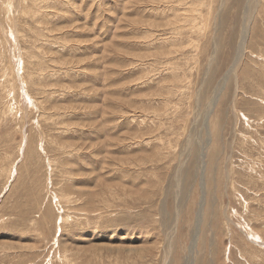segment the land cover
<instances>
[{
    "label": "rangeland",
    "instance_id": "374dc122",
    "mask_svg": "<svg viewBox=\"0 0 264 264\" xmlns=\"http://www.w3.org/2000/svg\"><path fill=\"white\" fill-rule=\"evenodd\" d=\"M13 1L0 264H264V0Z\"/></svg>",
    "mask_w": 264,
    "mask_h": 264
},
{
    "label": "bare ground",
    "instance_id": "6f19581e",
    "mask_svg": "<svg viewBox=\"0 0 264 264\" xmlns=\"http://www.w3.org/2000/svg\"><path fill=\"white\" fill-rule=\"evenodd\" d=\"M14 1H15V0H14ZM14 1H13V2H14ZM26 1H27V0H26ZM29 2H30V1H29ZM166 2H168V1H166ZM32 3H33V2H31V4H32ZM262 3H263V2H262ZM18 4H19V3H18ZM166 4H167V3H166ZM200 4H201V3H200ZM32 5H33V4H32ZM32 5H31V6H32ZM260 7H261V6H260ZM18 8H19V7H18ZM13 9H14V8H13ZM13 9H12V11H13ZM189 9H190V8H189ZM219 9H220V8H219ZM248 9H249V8H248ZM257 9H258V8H257ZM19 10H20V9H19ZM28 10H30V9H28ZM31 10H32V9H31ZM187 10H188V9H187ZM187 10H186V12H187ZM255 10H256V9H255ZM258 10H259V9H258ZM15 11H16V10H15ZM15 11H14V13H15ZM220 11H222V9H221ZM20 12H21V11H19V13H20ZM193 12H194V11H193ZM193 12H192V13H193ZM195 12H196V11H195ZM252 12H253V11H252ZM255 12H256V11H255ZM14 13H13V14H14ZM22 13H23V12H22ZM22 13H21V14H22ZM183 13H184V12H183ZM244 13H245V12H244ZM15 14H16V13H15ZM23 14H24V13H23ZM176 14H177V12L175 13V15H176ZM251 14H252V13H251ZM18 15H19V14H18ZM18 15H17V16H18ZM24 15H25V14H24ZM26 15H27V14H26ZM173 15H174V14H173ZM175 15H174V16H175ZM187 15H188V14H187ZM191 15H192V14H191ZM246 15H247V14H246ZM246 15H245V18H246ZM248 15H249V13H248ZM218 16H219V15H218ZM243 16H244V15H243ZM251 16H252V15H251ZM11 17H12V14H11ZM14 17H15V16H14ZM14 17H13L12 19L15 21ZM21 17H22V16H21ZM253 17H254V13H253ZM188 18H189V16H188ZM190 18H192V17H190ZM16 19H17V18H16ZM241 19H242V18H241ZM247 19H248V17H247ZM218 20H220V21H218V22H221V19H218ZM244 20H246V19H244ZM248 20H249V19H248ZM252 20H253V19H252ZM16 21H17V20H16ZM18 21H19V20H18ZM18 21H17V22H18ZM205 21H206V20H205ZM241 21H242V20H241ZM246 21H247V20H246ZM17 22H16V23H17ZM198 22H199V21H198ZM248 22H249V21H248ZM10 23H11V21H10ZM14 23H15V22H14ZM16 23H15V24H16ZM15 24H13V26H15ZM196 24H197V23H196ZM200 24H201V23H200ZM203 24H204V23H203ZM207 24H208V22H206L205 27H206ZM216 24H217V23H216ZM168 25H169V24H168ZM240 25H241V24H240ZM218 26H219V24H218ZM247 26H248V25H247ZM247 26H246V27H247ZM216 27H217V26H216ZM246 27H245V29H246ZM8 28H9V27H8ZM202 28H203V27H202ZM10 29H11V28H10ZM14 29H16V27H15ZM222 29H223V28H222ZM41 30H42V29H41ZM217 30H218V29H217ZM219 30H220V29H219ZM219 30H218V31H219ZM252 30H253V29H252ZM14 31H15V30H14ZM218 31H217V33H218ZM222 31H223V30H222ZM240 31H241V30H240ZM248 31H249V29H248ZM11 32H12V31H11ZM17 33H18V32H17ZM220 34L222 35V33H220ZM220 37H221V36H220ZM243 37H244V36H242V38H243ZM217 39H218V38H217ZM220 39H221V38H220ZM220 39H219V41L222 40V39H221V40H220ZM246 40H247V39H246ZM218 43H219V42H218ZM219 45H220V44H219ZM243 45H244V42H243ZM245 45H246V44H245ZM243 47H244V46H243ZM216 49H217V48H216ZM214 50H215V49H214ZM214 50H213V51H214ZM242 54H243V53H242ZM216 56H217V55H216ZM240 56H241V55H240ZM214 57H215V56H214ZM214 57H213V59H216V57H215V58H214ZM239 59H240V58H239ZM233 70H234V68H233ZM232 72H233V71H232ZM234 72H235V70H234ZM233 74H234V73H233ZM231 76H232V75H231ZM208 79H210V78L208 77ZM207 81H208V80H207ZM222 81H223V80H222ZM219 91H220V90H219ZM193 144H194V143H193ZM193 144H192V145H193ZM188 146H189V145H188ZM192 147H193V146H192ZM193 149H194V148H193ZM186 187H187V186H186ZM184 189H185V186H184ZM188 189H189V188H187L186 190H183V191H184V192H187ZM204 193H205V192L203 191V196H205ZM206 195H207V192H206ZM207 197H208V196H207ZM203 198H204V197H203ZM168 199H169V197L167 198V200H168ZM201 199H202V198H201ZM208 199H209V198H208ZM200 201H201V200H200ZM182 202H183V201H182ZM202 202H203V201H202ZM207 202H208V201H207ZM184 203H185V202H184ZM165 204H166V203H165ZM200 204H201V203H200ZM167 205H168V204H167ZM185 205H186V204H185ZM201 206H202V207H201V208L199 209V211H198V216H199V212H200V214H201V212H202V208H203V206H204V203L201 204ZM165 208H166V207H165ZM178 209H179V208H178ZM184 209H185V208H184ZM164 210H166V209H164ZM176 210H177V209H176ZM162 211H163V210H162ZM163 212H164V211H163ZM163 212H162V213H163ZM164 213H165V216H166V215H167L166 212H164ZM164 213H163V214H164ZM163 214H162V215H163ZM163 216H164V215H163ZM176 216H177V215H176ZM178 216H179V215H178ZM63 221H64V220H63ZM64 222H65V221H64ZM68 223H69V222H68ZM167 224H168V223H167ZM170 224H171V223H170ZM174 226H175V225H174ZM166 228H167V226H166ZM196 230H197V229H196ZM191 232H193V230H192ZM189 234H190V233H189ZM171 236H172V235H171ZM196 237H197V236H196ZM171 238L174 239V236L171 237ZM197 238H198V237H197ZM197 238H196V239H197ZM200 239H202V238H200ZM167 240H168V239H167ZM171 240H172V239H171ZM172 241H173V240H172ZM200 241H201V240H200ZM195 243H196V241H194V245H195ZM212 243H213V242H212ZM203 244H205V242H204ZM192 245H193V244H192ZM200 246H201V245H200ZM170 247H171V246H170ZM194 247H195V246H194ZM203 247H204V245H203ZM203 247H202V248H203ZM211 247H212V246H211ZM199 248H200V247H199ZM202 248H201V249H202ZM163 249H164V248H163ZM163 249H162V250H163ZM166 249H167V248H166ZM194 249H195V248H194ZM199 250H200V249H199ZM164 251H165V250H164ZM200 251H201V250H200ZM202 251H204V250H202ZM165 252H166V251H165ZM170 252H172V251H170ZM167 253H169V252H167ZM199 253H200V255L202 256L201 252H199ZM213 254H214V253H213ZM162 255H164V254H162ZM167 256H168V255H167ZM172 256H173V255H172ZM194 256H195V255H194ZM202 257H203V256H202ZM168 258H169V257H168ZM200 258H201V257H200ZM200 258H199V259H200ZM194 259H195V258H194ZM199 259H197V260H195V261L193 260V261H194V262H196V261L199 262V261H200ZM169 261H170V260H169ZM197 262H196V264H197ZM202 262H203V261H201V263H202ZM165 263H166V262H165Z\"/></svg>",
    "mask_w": 264,
    "mask_h": 264
}]
</instances>
